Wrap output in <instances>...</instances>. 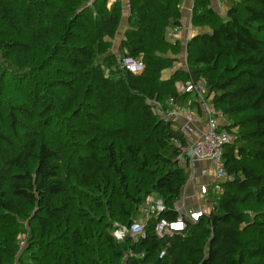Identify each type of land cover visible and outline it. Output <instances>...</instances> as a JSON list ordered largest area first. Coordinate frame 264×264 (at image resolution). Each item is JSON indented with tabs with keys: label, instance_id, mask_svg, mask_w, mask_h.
Listing matches in <instances>:
<instances>
[{
	"label": "trees",
	"instance_id": "trees-1",
	"mask_svg": "<svg viewBox=\"0 0 264 264\" xmlns=\"http://www.w3.org/2000/svg\"><path fill=\"white\" fill-rule=\"evenodd\" d=\"M184 1L129 0L115 53L121 1L0 0V264H264V0H226L225 13L194 0L185 50L168 39ZM125 57L144 71L122 69ZM178 81L204 82L226 119L232 179L185 233L160 239L153 218L145 239L118 241L149 199L173 209L191 179L166 114L171 99L202 109Z\"/></svg>",
	"mask_w": 264,
	"mask_h": 264
},
{
	"label": "built area",
	"instance_id": "built-area-1",
	"mask_svg": "<svg viewBox=\"0 0 264 264\" xmlns=\"http://www.w3.org/2000/svg\"><path fill=\"white\" fill-rule=\"evenodd\" d=\"M122 0H108L109 6ZM242 1V0H234ZM126 8L130 9L129 3H125ZM180 28L175 29L170 33L172 42L179 38ZM185 61L187 56L185 53ZM122 69L138 75L145 69V63L142 58L125 57L121 61ZM177 91L180 94H192L200 103L202 114L194 113L190 109H186L175 105L174 100L169 101L172 109L167 111L166 116L184 117L189 123L200 124L205 122V130L193 145L184 147L179 141H176L183 152V159L190 162H206L207 166L201 170V176L207 178L205 182H196L197 178L191 176L190 180L195 181L194 186V206L187 204L185 196L189 183L184 187L182 197L179 199L173 209H170L162 198L154 197L148 200L141 208L139 219L135 220L128 226H122L114 231V236L118 241H124L126 237H130L133 242L138 243L147 237L146 227L148 223L157 218L155 233L160 239L173 237L178 233H185L189 223L199 222L204 216H209L214 210V205L210 201L211 192L216 194L222 192L221 183L230 181L232 177L228 174L224 164V152L226 146L234 142V135L227 130H220L222 125L221 119L223 115L218 111L212 103V98L208 95L207 86L204 82H189L177 86ZM190 182V181H189ZM175 211L177 217L175 220H169L163 217V214L169 211ZM24 239L21 241V246H25ZM166 251L160 254V257L165 256ZM142 256H144L142 254Z\"/></svg>",
	"mask_w": 264,
	"mask_h": 264
},
{
	"label": "crops",
	"instance_id": "crops-1",
	"mask_svg": "<svg viewBox=\"0 0 264 264\" xmlns=\"http://www.w3.org/2000/svg\"><path fill=\"white\" fill-rule=\"evenodd\" d=\"M123 4H124V10H123V18H122V28L119 30V34L117 35L116 39L114 40V43H116V46H119L122 39L125 36V32L128 28V17H129V9L126 8L125 3H129V0H122ZM193 2L194 0H185L184 4H183V18H182V26L180 27V32H179V38L177 41H180L184 47H186L187 42L189 41V39H191L198 31L199 29L194 28L192 26V9H193ZM213 5L214 7L219 10L222 11V13L225 12V8H224V0H213ZM175 30H169L168 32V39L170 41V33L174 32ZM185 51L180 55V61L178 62V65H180V62L182 61V64H184L185 61ZM183 67H177V68H181ZM184 68V67H183ZM194 113H198L195 110H192ZM170 120L176 121L178 123V125L180 126V128L182 129V131L184 132L188 145H193L194 142L200 137L201 133L205 130V122L203 121L200 124H194V123H189L186 118L184 117H171ZM222 121V125H224L226 122L221 119ZM207 166L206 162H193L191 165V169H192V174L194 177L197 178L196 182H205L207 181V178H204L201 176V170ZM194 186H195V181L190 180L188 188L186 190L185 196L187 198V204H189L190 206H194Z\"/></svg>",
	"mask_w": 264,
	"mask_h": 264
},
{
	"label": "rangeland",
	"instance_id": "rangeland-1",
	"mask_svg": "<svg viewBox=\"0 0 264 264\" xmlns=\"http://www.w3.org/2000/svg\"><path fill=\"white\" fill-rule=\"evenodd\" d=\"M226 0H224V8H225V12H226V10H227V4H226V2H225ZM193 4H194V2H193ZM220 12H222V11H220ZM224 12V13H225ZM122 28V24H121V27H120V29ZM119 29V30H120ZM119 32V31H118ZM119 34V33H118ZM117 34V35H118ZM119 47H120V45L119 46H116V43H114V41H113V48H112V50H113V52H115V53H117L118 51H119ZM183 65V67L184 68H186L187 67V61H184V64H182V61L180 62V65H178V63H176L175 64V66H174V69L175 68H177V67H180V66H182ZM173 72V70H169V71H166L165 73H164V77L166 76H169V75H171V73ZM181 84H184V82H182V81H178L177 82V84H176V86H178V85H181ZM172 107V106H171ZM191 111H192V109H190ZM155 111H156V113H159V114H161L162 115V113H163V111L161 110V104H159V103H155ZM163 116V115H162ZM225 122H226V119L223 117L222 118ZM231 133V132H230ZM26 224V227H27V232L26 233H22V234H20L19 235V237H18V247H19V253H18V255L17 256H19L21 253H22V251L24 250V248L26 247V245H27V240H28V236H29V232H30V228H29V226H28V224L27 223H25ZM24 239V241L26 242L25 243V246L24 247H22L21 246V241Z\"/></svg>",
	"mask_w": 264,
	"mask_h": 264
}]
</instances>
